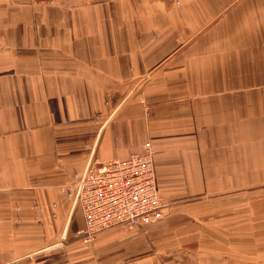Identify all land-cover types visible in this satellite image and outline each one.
<instances>
[{
	"label": "crops",
	"instance_id": "1",
	"mask_svg": "<svg viewBox=\"0 0 264 264\" xmlns=\"http://www.w3.org/2000/svg\"><path fill=\"white\" fill-rule=\"evenodd\" d=\"M145 143L163 216L83 241ZM0 264H264V0H0Z\"/></svg>",
	"mask_w": 264,
	"mask_h": 264
},
{
	"label": "built area",
	"instance_id": "2",
	"mask_svg": "<svg viewBox=\"0 0 264 264\" xmlns=\"http://www.w3.org/2000/svg\"><path fill=\"white\" fill-rule=\"evenodd\" d=\"M62 190L83 217L79 234L85 242L112 225L142 227L163 216L154 150L149 143L124 159L97 161L90 157L83 171L73 173Z\"/></svg>",
	"mask_w": 264,
	"mask_h": 264
}]
</instances>
